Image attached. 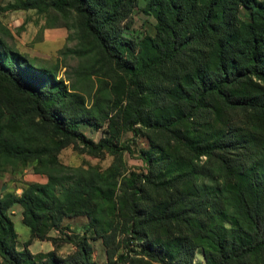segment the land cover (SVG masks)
Segmentation results:
<instances>
[{
	"label": "trees",
	"instance_id": "16d2710c",
	"mask_svg": "<svg viewBox=\"0 0 264 264\" xmlns=\"http://www.w3.org/2000/svg\"><path fill=\"white\" fill-rule=\"evenodd\" d=\"M137 3L2 7L51 11L45 25L72 30L62 52L78 61L59 76L0 35V172L20 162L45 176L0 191V264H191L197 248L203 264H264V0H144L152 31L127 35ZM81 122L106 134L94 140ZM128 130L147 145L121 140ZM69 144L112 158L67 165ZM123 150L144 166L128 169ZM13 204L29 229L20 248ZM76 215L81 232H64ZM32 238L52 248L33 253ZM63 241L72 249L60 254Z\"/></svg>",
	"mask_w": 264,
	"mask_h": 264
},
{
	"label": "rangeland",
	"instance_id": "374dc122",
	"mask_svg": "<svg viewBox=\"0 0 264 264\" xmlns=\"http://www.w3.org/2000/svg\"><path fill=\"white\" fill-rule=\"evenodd\" d=\"M10 0H0V35L5 41L13 47L19 49L23 54L29 57L34 63L43 65L57 64L58 75H64V70L70 71V68L77 63V58L71 54H66L64 48L72 46L76 42L72 30L60 25H45L51 17L48 13H36L33 9H10L2 8ZM144 0H138L137 5L132 12L130 27L126 28V34L132 35L142 31H152L153 17L139 9ZM61 21L58 18L57 24ZM94 84H96L93 79ZM89 101V99H87ZM1 110V109H0ZM80 129L89 137L97 140L105 135L104 125L92 127L86 123L79 124ZM131 131H125L121 135V140H129L131 146H146V139L143 135H136L134 140H130ZM58 157L60 161L67 165L86 167L89 164L104 168L110 162L112 155L104 151L100 156H93L77 147L67 145L63 147ZM122 157L125 166L128 169H138L143 165L140 158L135 153L123 150ZM32 164L22 165L16 162L12 166L0 172V191L14 190L20 191V186L25 180H34ZM12 167V168H11ZM17 211V210H16ZM11 219L16 232V247L20 248L22 242L29 237L28 227L22 223L20 213L11 214ZM62 229L64 232L80 233L83 225L86 223L84 215L63 217ZM50 234H58L55 229L49 230ZM46 239L33 238L30 242V249L35 252H44L51 247L50 241ZM89 242L92 247V257L99 262L105 260L103 246L99 237H90ZM60 254H64L72 249L70 242H60L55 248ZM191 264H203V258L200 248H197Z\"/></svg>",
	"mask_w": 264,
	"mask_h": 264
},
{
	"label": "crops",
	"instance_id": "0c3cea01",
	"mask_svg": "<svg viewBox=\"0 0 264 264\" xmlns=\"http://www.w3.org/2000/svg\"><path fill=\"white\" fill-rule=\"evenodd\" d=\"M19 50V49H18ZM33 177H34V180H36V181H40V182H43V181H45V176L43 175V174H39V173H33ZM7 190V189H6ZM19 192V191H18ZM17 210V211H16ZM11 212L13 213V214H17V213H20V207L17 205V204H13L12 206H11ZM33 239V238H32ZM32 239H31V241H32ZM30 241V242H31ZM30 242L28 243V245H27V247H28V249L31 251V252H33L31 249H30ZM49 242V241H48ZM50 243V242H49ZM50 245H51V243H50ZM52 248V245H51V247L49 248V249H51ZM59 252V251H58Z\"/></svg>",
	"mask_w": 264,
	"mask_h": 264
}]
</instances>
